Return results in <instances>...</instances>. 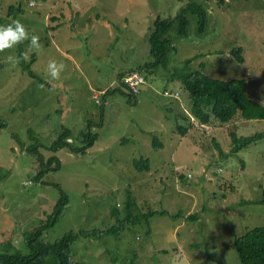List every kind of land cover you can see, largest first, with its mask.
Returning a JSON list of instances; mask_svg holds the SVG:
<instances>
[{"label": "rangeland", "instance_id": "rangeland-1", "mask_svg": "<svg viewBox=\"0 0 264 264\" xmlns=\"http://www.w3.org/2000/svg\"><path fill=\"white\" fill-rule=\"evenodd\" d=\"M189 1L207 13L203 32L197 30L196 15L186 11V35L177 32L176 24L170 28L168 59L144 72L139 94L129 99L122 88L124 93L104 96L102 91L119 86V72L152 60L148 35L153 20L173 18ZM222 1L0 0V25L18 20L29 36L0 51V119L7 123L0 130V241L26 252V232L46 219L59 195L55 185L33 180L37 155L26 151L31 129L38 152L60 160V169L44 179L68 196L43 240L117 224L111 209L116 206L123 218L131 196L132 213L150 209L166 214L127 224L118 235L78 238L72 246L75 260L239 264L234 239L264 227V205L257 202L264 188V138L232 153L229 135L264 132V119L237 114L229 123L212 119L205 125L194 118L186 123L190 81L171 79L175 70L184 75L199 69L222 80L244 78L248 96L264 105V0ZM10 7L21 10L9 12ZM32 35L38 37L39 52L30 47ZM235 47L241 48L242 63L231 53ZM20 49L34 78L22 71L20 60L15 66L7 60L9 55L18 58ZM50 60L64 65L58 79L46 70ZM102 107L104 121L97 125ZM88 122L97 137L84 154H75L70 150L83 147L80 133ZM178 123L187 127L186 134L179 132ZM64 128L70 130L71 148L52 152L48 147ZM153 135L161 147H153ZM213 136L225 156H219ZM139 158L149 160V171L134 168L133 160ZM196 212L197 220L187 219Z\"/></svg>", "mask_w": 264, "mask_h": 264}, {"label": "trees", "instance_id": "trees-1", "mask_svg": "<svg viewBox=\"0 0 264 264\" xmlns=\"http://www.w3.org/2000/svg\"><path fill=\"white\" fill-rule=\"evenodd\" d=\"M219 1L223 2L222 0ZM20 10L21 9L19 7H10L9 12H19ZM186 11L196 15L197 30L199 33L203 32L204 27L207 24V13L202 8L201 4L196 2L189 1L186 7L181 10L179 9L178 13L173 18H155L149 28L148 35V41L150 44L149 54L152 60L144 63L143 65L119 72L117 78L119 86L114 89L102 91V93L104 92V96L115 90L124 93L123 89H125L127 94L131 96L129 99L132 97L134 98L139 94L141 86L146 82L145 73L143 82L139 85V90L136 94L130 92L122 79L128 74L131 75L132 73H140L141 71L145 72L167 61L169 50L172 49L168 36L169 30L176 24L177 32L182 36L186 35V27L188 25V18L185 16ZM22 52L23 49H20L18 52V60H20L21 69L23 72L27 73L28 76L34 78L36 75L31 70L30 62H25ZM231 53L239 63L244 61L240 47L231 49ZM193 58L194 57L188 58L184 60V62L189 63L193 60ZM34 59L35 54L33 53L30 56V61L33 62ZM201 67H203V65H201ZM201 70L202 69L195 70L190 73L185 72L184 75H182L178 70H175L171 74V79H181L183 83L190 81L188 86V102L186 103L190 106L189 116H183L186 123H190V120L193 118L205 125H209L212 119H217L218 123L221 124L229 123L236 117L237 114L248 120L264 119V105L248 96L246 93V79L232 78L229 80H222L213 78L203 73ZM96 101L99 103L97 99ZM104 112H106L105 108L102 107L100 109L99 123L97 125H100L101 123L103 124ZM93 125L94 124L92 122H88L85 130L80 133L84 144L79 151L77 149L70 150L71 144L68 140L71 133L69 129L65 128L59 134L57 140L53 141V143L48 147L49 150L56 152V150L60 148H65L75 154H84L85 149L92 145L97 137L96 133L91 131ZM6 126L7 123L0 119V130ZM178 129L181 134H186L187 132V127L179 123ZM229 136L231 140L230 152L237 153L243 148L248 147L251 143L264 138V132H257L249 136H238L236 132L231 131ZM12 137L16 138V135L13 134ZM29 137L32 140V143L27 146L26 151L36 154L38 161V169L33 175V180L41 181V183L48 182L55 185L59 191V195L52 206L51 212L46 215V219L26 232L23 240L26 246V252L16 249L10 241H0V264H87L80 263L73 257L72 246L78 238L83 237L99 239L105 235H118L121 231H123L127 224H135L142 222L143 220L147 222L150 216L155 214H166V211H153L150 209L143 214H134L132 213V206H135V201L131 198V196H127L125 204L126 215L123 218L118 216L116 206L111 209L112 215L116 217L117 224L105 229H82L78 232L69 231L53 242L43 240V233L57 221L65 205L68 203V196L57 183H54V181L51 180L46 181L44 179L49 172H55L60 169V160L54 154L46 158L38 152L40 144L31 129H29ZM213 141L219 152V156H225V153L222 151L217 139L215 138ZM20 144L23 147L21 142ZM152 145L155 148L162 146L156 135H153L152 137ZM133 166L140 172L150 170V162L148 159L144 158L134 159ZM179 177H182V174H180ZM130 194L131 193L129 192V195ZM243 202L250 203L253 201L245 200ZM257 202L264 205V188L262 191V197ZM187 219L197 220V212L188 215ZM233 246L239 258V264H264V227H254L247 230L243 235L234 239ZM10 248L12 251L9 250Z\"/></svg>", "mask_w": 264, "mask_h": 264}, {"label": "clouds", "instance_id": "clouds-1", "mask_svg": "<svg viewBox=\"0 0 264 264\" xmlns=\"http://www.w3.org/2000/svg\"><path fill=\"white\" fill-rule=\"evenodd\" d=\"M26 39H29V36L25 30V27L20 21L13 20L11 23H8L6 25H0V51L4 49L13 48L14 46ZM30 47L36 49V51L39 52L41 46L38 43L37 36L32 35L30 37ZM7 60L13 66H15V64L19 62L18 58H15L11 55L7 57ZM63 69V63H57L55 60H50L46 66V70L52 79H58ZM140 74L144 78V71H141ZM163 94L167 96H172L175 99H179L180 97L179 94L169 92L168 90L163 91Z\"/></svg>", "mask_w": 264, "mask_h": 264}, {"label": "built area", "instance_id": "built-area-1", "mask_svg": "<svg viewBox=\"0 0 264 264\" xmlns=\"http://www.w3.org/2000/svg\"><path fill=\"white\" fill-rule=\"evenodd\" d=\"M122 80L127 85L130 92L136 94L139 90V85L143 82V77L139 72H137L132 73L131 75H126ZM188 176L190 175L188 174Z\"/></svg>", "mask_w": 264, "mask_h": 264}, {"label": "crops", "instance_id": "crops-1", "mask_svg": "<svg viewBox=\"0 0 264 264\" xmlns=\"http://www.w3.org/2000/svg\"><path fill=\"white\" fill-rule=\"evenodd\" d=\"M258 102H260L258 99H257ZM261 103V102H260Z\"/></svg>", "mask_w": 264, "mask_h": 264}]
</instances>
